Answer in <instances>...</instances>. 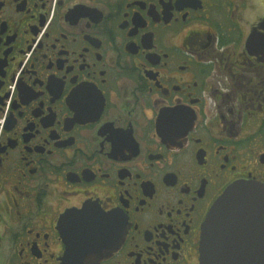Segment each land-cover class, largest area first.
I'll return each instance as SVG.
<instances>
[{
    "label": "flooded vegetation",
    "instance_id": "af4514ba",
    "mask_svg": "<svg viewBox=\"0 0 264 264\" xmlns=\"http://www.w3.org/2000/svg\"><path fill=\"white\" fill-rule=\"evenodd\" d=\"M242 179L264 0H0V264H200Z\"/></svg>",
    "mask_w": 264,
    "mask_h": 264
},
{
    "label": "water",
    "instance_id": "95a60500",
    "mask_svg": "<svg viewBox=\"0 0 264 264\" xmlns=\"http://www.w3.org/2000/svg\"><path fill=\"white\" fill-rule=\"evenodd\" d=\"M93 255L82 263L105 256ZM200 264H264V183L238 180L214 201L202 224Z\"/></svg>",
    "mask_w": 264,
    "mask_h": 264
}]
</instances>
